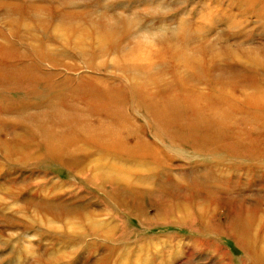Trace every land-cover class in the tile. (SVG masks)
I'll return each instance as SVG.
<instances>
[{"label":"rangeland","instance_id":"1","mask_svg":"<svg viewBox=\"0 0 264 264\" xmlns=\"http://www.w3.org/2000/svg\"><path fill=\"white\" fill-rule=\"evenodd\" d=\"M6 1L11 5L0 10V29L17 48L33 53L42 72L58 73L53 79L55 83L70 78L68 84L73 89L86 79L102 89L109 86L120 89L116 97L123 95L126 100L125 110L133 125L139 128L137 131L144 136L140 137V143L151 142L161 151L158 156H149L145 160L157 170L134 171L132 179L128 175L130 183L125 182L129 183L125 188L124 182L116 183V179L108 182L98 161L88 160L83 169L71 166L64 155L49 149L48 144L32 131L20 134L22 128L27 129L23 122H19L17 126L20 127L16 129L11 127L15 119L6 116L15 117L11 112L13 109L8 107L17 108L16 99L25 96L28 102L35 103L43 97V102L47 103L59 93L57 90L39 98H28L27 93L19 90L0 96V122L9 125L5 128L6 136L15 140L6 143L10 147L8 150H18L22 145L20 150L26 148L27 152L20 158L13 150L5 153L0 141V264H264V126L251 125L264 110L249 113L251 109L240 105V111L248 113L239 112L236 117L240 122L244 121L243 129L247 127L245 125L251 128L236 132L229 141L230 145L244 144L245 151L233 154L226 149L213 154L200 149L198 142L193 145L171 138L170 133L166 136L164 129L157 128L152 121L154 114L146 105L150 101L166 102L174 88L187 89L193 85L186 84L188 80L187 77L184 80V76L190 74L184 69L179 70L178 63L173 60L180 50L200 58L197 69L201 76L208 77L213 68L209 84L198 85L197 91L213 94L214 86L219 85L215 83L216 78L231 79L240 96L233 93L230 85L228 91L213 95L220 99L229 96L243 104L248 94L264 84V60L259 58V51L264 52V20L260 21L264 19V3L242 2V6L234 10L244 15L240 18L243 25L239 28L229 29L226 25L230 20L228 17L219 19L222 23L218 26L207 27L208 40L222 39V43L217 44L220 55L224 56L222 47L227 43L238 39L243 42L240 56L224 58L221 66L213 67L209 58L211 49L199 48L198 44L173 49L171 45L179 42L175 30L179 18L184 15L189 21L199 22L201 19L196 12L202 11L207 4L212 5V0H73L72 9L66 7L68 0H64V4L63 0H46V3L38 0V5L49 9L43 12L38 8L33 14L27 0H0ZM115 2L117 4L113 6ZM231 2L222 0L223 9H229ZM107 7L111 13L120 14V21L125 17L132 20L134 26L138 23L139 27L135 26L134 33L131 32L134 37L150 40L154 54L150 57L147 52L141 53V59L136 63L152 62L151 67L157 68L153 72L155 78L163 77L158 80L159 84L155 81L160 90L148 91L142 96L139 86L144 89L146 85L133 83L122 71L128 64L126 52L117 54L105 47L101 51L93 45L94 33L101 28L98 20L101 13L109 12ZM191 10H195V14ZM70 12L76 13L75 25L69 18L73 15H69ZM58 18L64 19L60 30L57 29ZM28 19L34 24L40 22L37 27L34 25L31 41L27 37L22 39L17 33L21 27L18 25ZM65 19L69 20L66 22ZM105 28L101 31L105 32L108 29ZM14 32L17 36L12 39ZM189 33L184 41L197 43L205 32L192 29ZM134 45L135 41L128 46L129 55L134 52ZM245 48L248 52H243ZM225 63L237 71L226 72L225 67L222 68ZM133 73L148 77L139 69ZM244 82L248 85L245 89ZM69 86L61 89L68 96ZM181 96L180 92L176 95L177 99ZM181 126L184 125L177 124L175 129L182 130ZM127 127L131 128L132 124ZM200 128L207 132V127ZM224 129L230 135V130ZM256 138H262V141ZM86 154H78L75 158ZM100 154L96 150L87 156L97 158ZM212 170L224 175L216 174L211 183L206 182V175ZM113 173L116 175V170L111 175L115 178ZM171 183L176 185L175 188Z\"/></svg>","mask_w":264,"mask_h":264},{"label":"bare ground","instance_id":"2","mask_svg":"<svg viewBox=\"0 0 264 264\" xmlns=\"http://www.w3.org/2000/svg\"><path fill=\"white\" fill-rule=\"evenodd\" d=\"M37 1L38 0L26 1L27 5L32 10H34L32 14L36 12L38 8L43 12L49 9L47 6L38 5L39 3ZM43 1H45L44 3L48 2L46 0H40L39 2L41 3ZM232 1L233 2H231L229 5L230 8L225 10L222 7V0L221 2L220 0H212V2H214L212 5L207 4L202 11L196 12L198 14V19H201L199 22L198 20H196V23L185 18L186 16H184L183 14L187 15V13L182 11L183 16L179 18V24L175 29L179 35V42H174L172 44L169 42L172 46H174L172 48H180L183 45H186V47H191L196 46V44H198L199 48L201 46H205V48H209L212 50V55L209 56V58L211 59L213 67L221 66L223 60H225L227 57L235 56V58H237L238 56H240V48L243 45V42L241 40L238 39L232 43H227L226 46L222 47V49H224L223 56V54L220 55L221 53L218 54L219 48L217 46L219 42L222 43V39H217L216 42L212 41L211 39L208 40L209 33L207 34V27L212 28L214 26H218L222 23L218 20L223 19L224 17L230 18V20L226 23L229 29H236L243 25V22L241 23L240 18L244 15L240 14L238 11L234 12V10L239 9L243 4L242 2L246 4V1ZM72 2L73 0L67 1L66 7H68V9H72ZM255 2H259L261 4L264 3V0H254V3ZM62 3L64 4V0L62 1ZM116 4L117 3L115 2L113 6H115ZM236 4L239 6L234 7V5ZM251 4V2H247V5L254 7V4ZM9 5H11L10 1L0 2V6H2V9L0 10L2 11L3 9H6ZM113 6L111 7V9L113 8ZM106 9L109 12L101 13L104 16L100 15L97 24L101 28L106 27L105 29H108L105 32L101 31V28L96 30V32L94 33L95 41L93 45L98 49H102L105 47L104 49L106 50L110 48V51L116 52L117 54L119 52L125 54L126 52L125 59H128L126 61L128 64H125L123 66L122 71L124 75L127 76L133 83L142 82L147 86H143L144 89H141L142 86H139V92L141 91L143 93L142 96L146 95V93L148 94V91L154 92L156 90H160L161 87L155 85V81L157 84H159L158 80L160 79L159 81H161L163 77L159 79L155 78L156 75H154L153 72L157 68L154 69V67H151L152 62L147 61L143 64L136 63V60L141 59V53L147 52L150 57H152V54H154V48H152V46L148 42L150 40L142 39L140 37L138 38L137 36L134 37V35H132L131 32H133L134 27L138 25L137 22H135L137 23V25L134 26V22H132V20L128 18L126 19L125 17H122L124 19H121L120 21L119 18L121 16L118 12L114 11L111 13L110 8L107 7ZM191 12L194 13L195 10H191ZM12 13L14 14L15 12ZM69 15H71V17L69 18L72 19V22L75 25V19L73 18H75L76 13L70 12ZM28 20L29 21L24 20L23 22H21L18 25L21 26L20 29H18V31H15H17V33L19 32V35L22 36V39H25V37H27L31 41L32 36L30 34L31 32H33L35 26H38L36 24L40 22L34 24L32 21H30V19ZM62 20L64 19L58 18L57 20V26H59L57 28L58 30L61 29L60 23L62 22ZM65 20L67 22L69 19ZM263 20L264 19H261L260 21ZM70 23L68 25H70ZM23 26L25 28H23ZM142 28L143 27H141L140 29L143 30L144 28ZM192 29L203 30L205 32L201 34L198 40H196L199 41L197 43L193 42V40L190 41L189 39H187L189 41H184L185 35L187 33L190 34L189 32L192 31ZM3 31L4 30L0 29V96H8V94H11V92H16L18 90L20 93H22V91L24 93H27L26 97L28 98H39V96H43L45 94L50 95L48 93H55L56 90L59 92L47 103L43 102V97L39 98L37 102L33 103L28 102L25 96H22L23 94L20 95L22 97L16 99L18 101L17 108L8 107L9 109H13L11 112L13 113V115H15L14 118H11L12 116H6L7 119H15V123L14 125H11V127L16 129L17 127H20L17 126L20 124L19 122H23L24 124H26L27 129L22 128V130H20L21 132H19L20 134L26 135L25 133L30 134V132L32 131L35 136L41 138L42 141H45V143L48 144L49 149H54L59 154L64 155L67 162L70 163L71 166L83 169L82 167L86 165V162L88 160L91 159L92 161L94 159L96 162L98 161L97 163L99 164V167L105 170H102V172H104V176L107 175L105 177L107 181H115L116 179V183L121 182L122 184V182H124L123 185L125 188H127L130 183L127 178L128 175L132 179V176L135 175L134 171L142 170L153 172L157 170V168H151L152 164L146 163L145 160L149 156H158L161 150L156 146L153 147L151 142L149 143L147 141H144L142 144L140 143V137L143 138L144 136H142L143 134L140 131H137L139 130V128H136V126H134L131 122L132 118L127 114L125 110V104L127 105L126 100L122 98L123 95H120L119 98L116 97V94L120 89L115 88L114 86H109L108 88H104V90L102 89V87L94 86L92 83H90L89 80L86 81V79L82 80L78 85L73 86V89H71V87L69 86L70 84H68L69 80H71L70 78H65L66 80L64 79L62 83H55L53 82L55 81L53 80L54 76L56 77L59 74L55 72H42L36 62V59L33 57V53L31 54L27 51H21L15 46L14 41L10 40L11 38H9ZM17 33L14 32V37L12 36V39H15ZM26 33H29V35H26ZM171 37L173 36L171 35ZM130 41L133 42L131 43ZM134 41L135 45L133 46V48H135V50L129 55L128 46L133 44ZM201 42H203L202 45L200 44ZM77 46L80 45L77 43ZM104 49H102L101 51H103ZM244 51L248 52V49L245 48L243 49V52ZM259 56L260 61L264 60V52H262V50L259 51ZM199 59L200 58L198 56L186 55L182 50H180V52H178L177 55L173 57V60L178 63L177 65L179 67V70L184 69L187 73L190 74V76L188 74H185L184 76V80L186 79V77L188 80L186 81V84L192 83L193 85L187 89H183L182 86L174 88L172 94H170V97L167 98L166 102L156 103L154 101H150L149 104L147 103L146 105L148 111L154 114V120L152 119V121L156 123L157 128L164 129V133L166 136L170 133L172 134L171 138L193 145H195L194 142H198L199 148L204 151L207 150L206 153H216V151L218 150L225 151L226 149H228L229 152L233 154L240 152L242 153L245 151L243 149L244 144L241 145L240 143H238L235 145H230L229 139L231 138V135H235L236 132H242V130L247 131V128L249 129L251 128V126L245 125L247 127H244L243 129L242 124L244 121L240 122V119L236 116L239 112H244V114L248 113L247 111H240L242 109L240 105L245 106V109H251L249 113L255 110H264V84H261V87L258 86L254 93L248 94L243 104L236 102L229 96H225L224 98L222 97L220 99L218 96L213 95L214 92L217 93L222 90L228 91L229 85L231 87V90L234 91L233 93L239 95L238 90L236 91L234 86H232L233 82L230 81L231 79L221 80L215 77V83L219 85L214 86V91L212 92L213 94H209L205 91H197L195 87H198V85H204L205 83L209 84V78L212 76L211 71L213 69L212 67L210 68L206 65L207 67L205 68H208V70L210 68L209 75L208 77L201 76V74H199V70L197 69L200 65ZM130 61L132 64L130 63ZM224 67L226 72L235 73L237 71V69L227 66L226 63L224 66H222V68ZM253 68L257 69L256 66H253ZM135 69H139L141 70V72H145L146 74H148V77L142 78L141 76H139L142 73H139V75L134 74L133 72L135 71ZM203 73L206 74L207 70L206 72H204L203 70ZM243 84L244 89L247 88V82H244ZM66 86H69L68 94L70 96L66 95L63 90H61ZM220 87L221 90L218 89ZM170 88L171 87H169V89ZM179 92L182 93L183 96L177 99L176 95H178ZM223 101H226V103L224 102L223 104H221ZM6 114L11 115L9 113ZM130 123L132 124L131 128L133 129V131H131L130 127H127V125H129ZM252 123L253 124L251 125L264 126V114H258ZM177 124L184 125L180 127L182 128V130H179L178 128L175 129V126ZM6 126L9 125H2L0 122V141L5 145H2L1 150L5 153H8L7 150L10 147H8L6 143L15 140L6 136V134H8L5 131ZM125 126L127 128H125ZM201 126L207 127V132L204 129L200 128ZM224 128L230 130V135L226 134V130ZM200 131H202V133H200ZM199 133L200 136L198 135ZM161 137L163 138V134L161 135ZM256 139L259 142L262 141V138L261 140L260 138ZM222 142L227 143L224 145L222 144ZM21 147H19L18 150L10 149L8 151L13 150L20 158L21 155L24 156L25 154H27L26 148H22V150H20ZM96 150L100 151L101 153L97 158H93V156H87L88 153L90 155L91 151H93L94 153L96 152ZM255 150L257 151V149ZM108 152L111 154H109ZM17 153H19L20 155H18ZM85 153H87L85 156H77L75 158L76 155H84ZM211 153H209L208 155H211ZM128 158H130V161H128ZM113 170H116V175H114L115 173H113L115 178H112L113 176H111ZM216 174L224 175L222 173L216 172V170H212L211 174L206 175V182L209 181V183H211L212 179L216 177ZM125 182L129 183L125 184ZM175 186L176 185L173 184V186L171 187L175 188Z\"/></svg>","mask_w":264,"mask_h":264}]
</instances>
